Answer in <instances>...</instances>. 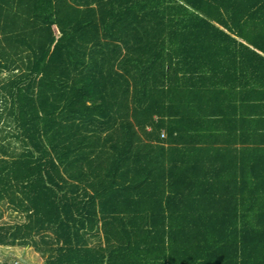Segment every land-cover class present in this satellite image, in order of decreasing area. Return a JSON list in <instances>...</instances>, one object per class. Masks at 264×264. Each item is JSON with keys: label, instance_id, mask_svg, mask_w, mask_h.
Returning a JSON list of instances; mask_svg holds the SVG:
<instances>
[{"label": "trees", "instance_id": "obj_1", "mask_svg": "<svg viewBox=\"0 0 264 264\" xmlns=\"http://www.w3.org/2000/svg\"><path fill=\"white\" fill-rule=\"evenodd\" d=\"M4 212L46 264H264V0H0Z\"/></svg>", "mask_w": 264, "mask_h": 264}, {"label": "rangeland", "instance_id": "obj_2", "mask_svg": "<svg viewBox=\"0 0 264 264\" xmlns=\"http://www.w3.org/2000/svg\"><path fill=\"white\" fill-rule=\"evenodd\" d=\"M11 215V216H10ZM16 213L4 212L0 222L7 223L11 227L16 224ZM20 222H23V218ZM0 257L6 261H20L23 264H46L45 259L30 247H3L0 246Z\"/></svg>", "mask_w": 264, "mask_h": 264}, {"label": "built area", "instance_id": "obj_3", "mask_svg": "<svg viewBox=\"0 0 264 264\" xmlns=\"http://www.w3.org/2000/svg\"><path fill=\"white\" fill-rule=\"evenodd\" d=\"M0 264H23V263H21L18 260L17 261H15V260L14 261H10V260L6 261L5 259L0 258Z\"/></svg>", "mask_w": 264, "mask_h": 264}, {"label": "crops", "instance_id": "obj_4", "mask_svg": "<svg viewBox=\"0 0 264 264\" xmlns=\"http://www.w3.org/2000/svg\"><path fill=\"white\" fill-rule=\"evenodd\" d=\"M1 258V257H0Z\"/></svg>", "mask_w": 264, "mask_h": 264}]
</instances>
